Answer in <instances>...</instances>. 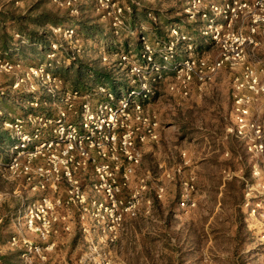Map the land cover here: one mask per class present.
Instances as JSON below:
<instances>
[{
    "label": "rangeland",
    "instance_id": "rangeland-1",
    "mask_svg": "<svg viewBox=\"0 0 264 264\" xmlns=\"http://www.w3.org/2000/svg\"><path fill=\"white\" fill-rule=\"evenodd\" d=\"M111 1L121 24L98 0H0V65L8 64L0 67V264H264V35L182 96L169 89L171 72L151 84L149 70L136 77L129 66L141 62L144 43L160 62L174 25L189 37L177 41V59L220 58L219 45L201 35L206 23L189 21L182 0ZM248 26L239 17L231 28L248 34ZM142 83L148 96L135 100L156 123V138L138 143L140 162L119 185L115 216L93 192L90 162L74 175L82 202H68L66 182L55 193L31 192L9 169L18 120L25 128L55 116L66 109L58 100L77 92L67 114L77 123L83 95L96 104L110 93L141 94ZM43 196L60 198L44 241L26 228L27 210Z\"/></svg>",
    "mask_w": 264,
    "mask_h": 264
},
{
    "label": "built area",
    "instance_id": "built-area-1",
    "mask_svg": "<svg viewBox=\"0 0 264 264\" xmlns=\"http://www.w3.org/2000/svg\"><path fill=\"white\" fill-rule=\"evenodd\" d=\"M182 1L189 21L199 19L206 23L201 35L218 44L222 56L213 61L192 55L177 59V41L184 42L187 37L174 25L171 28L172 40L164 45L159 54L160 62L155 61L156 54L144 43L141 62L131 63L129 70L136 77H140L143 70H149L151 84L159 83L166 72H171L176 82L170 85V91L187 96L190 83L196 81L203 85L211 81L226 63L236 60L241 52H245V48L253 43L256 33L261 31L264 35V0ZM98 4L107 10L108 15H112L114 21L121 24V7L111 0H98ZM239 17L249 19L248 34L231 28ZM219 18L221 21H218ZM188 48L193 49L190 46ZM125 59L123 56L122 60ZM0 67L7 70L8 64H1ZM139 88L141 94L135 89L119 97L110 93L106 95V101L96 104L89 100L88 94L83 95L75 113L77 123L69 121L67 116L79 96L77 92L67 93L64 99L58 100L66 109L58 107L55 116L42 114L29 119V126L25 128L22 125L24 123L18 120L13 128L10 127L16 138L12 141L14 158L9 169L14 173L18 170L25 176L31 192L49 189L55 193L58 186L66 182L70 186L68 202H74V199L82 202L84 194L77 186L74 175L84 170L87 162H90L97 175L96 184L92 183L93 192L107 201L104 211L111 217L115 216L116 208L123 205L117 201L119 185L127 183L140 162L138 143H143L146 137L156 138V123L153 118L143 115L140 102L135 100L139 95L144 98L148 96L147 83H142ZM237 98L238 95H234L235 103L242 101L240 98L237 101ZM238 121L241 123L242 118H238ZM255 147L262 149V145ZM20 158H24V161L20 162ZM36 160L40 162L35 163ZM118 176H122L120 181H117ZM56 197L43 196L40 203L27 210L26 228L38 233L42 241L51 229L47 218L52 217L56 206L60 205V198ZM181 205L184 207L185 203L181 202ZM28 244L29 250L32 249L34 245L29 241ZM34 249L38 250V247Z\"/></svg>",
    "mask_w": 264,
    "mask_h": 264
},
{
    "label": "trees",
    "instance_id": "trees-1",
    "mask_svg": "<svg viewBox=\"0 0 264 264\" xmlns=\"http://www.w3.org/2000/svg\"><path fill=\"white\" fill-rule=\"evenodd\" d=\"M83 65H84V64H83ZM74 66H75V62H73V64H72L71 67H74ZM81 69H83V66H82V65H81V67H80L77 71L80 72ZM100 69L103 70V72L105 73V70H106L105 67L102 66V68H100ZM100 69H99V70H100ZM90 71H91V70H90ZM99 73H100V72H96V71H94V74L102 75V74H99ZM101 73H102V72H101ZM105 74H106V73H105ZM105 74H103V75H105ZM103 75H102V77H104Z\"/></svg>",
    "mask_w": 264,
    "mask_h": 264
}]
</instances>
